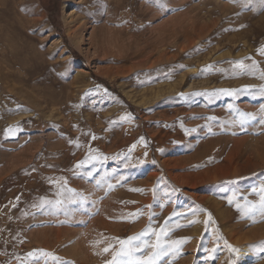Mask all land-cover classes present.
<instances>
[{
	"label": "rangeland",
	"instance_id": "374dc122",
	"mask_svg": "<svg viewBox=\"0 0 264 264\" xmlns=\"http://www.w3.org/2000/svg\"><path fill=\"white\" fill-rule=\"evenodd\" d=\"M261 46L259 4L0 0V264H105L113 238L161 228L184 242L158 264H264V218L235 206L264 185Z\"/></svg>",
	"mask_w": 264,
	"mask_h": 264
},
{
	"label": "snow or ice",
	"instance_id": "6c2138e0",
	"mask_svg": "<svg viewBox=\"0 0 264 264\" xmlns=\"http://www.w3.org/2000/svg\"><path fill=\"white\" fill-rule=\"evenodd\" d=\"M152 2L158 7V8H166V0H152ZM231 3H239L242 7H248L251 8L253 4H259L262 9H264V0H230ZM43 47V45L41 46ZM258 53L262 56H264V46H261L259 49H257ZM245 59H250V57H246ZM233 65V74H248V75H255L257 71L259 70L257 67L256 61H252L251 64H245L243 60H238L235 62H230ZM213 65L209 64L205 68L201 69V72H209L213 70ZM239 70V73L236 70ZM259 78L261 80H264V72H260ZM240 90L237 89H218L216 90V93L223 94L226 96H233L236 95L237 92ZM202 93H193V95H201ZM207 95H212L209 93H203ZM251 94V93H250ZM260 96H264V86H261L259 92L257 93ZM261 112L264 113V107L261 108ZM251 118L255 119V117L252 114H248ZM121 120L124 119H130L129 115L122 116L120 118ZM209 119H214L210 117ZM241 124L244 123V121H240ZM261 123H264V117L261 119ZM17 129L13 128L12 126H9L7 129H5V136H11L15 134V131ZM189 131V130H185ZM190 131H195V129H192ZM211 131V129H209ZM92 139H96L95 136L92 137ZM141 142H143V137L140 138ZM69 143H73V141H69ZM79 146V145H77ZM134 147V146H133ZM90 151H95L93 149H90ZM162 151V150H161ZM147 155V153H145ZM99 157L92 156L90 157L89 161L87 163H90L93 160H98ZM104 159H108V157H105ZM86 162L81 161L79 162L76 167L80 168L84 166ZM87 175L90 177L92 175L91 172H88ZM122 179V178H121ZM97 185H100L101 180L96 181ZM109 188L112 187L111 184L108 185ZM68 191H73L69 189ZM132 191H140L139 189H132ZM261 195L260 199L256 203H248L245 202L243 205L237 203L236 209L240 213L242 218H248L252 219L253 222L255 221V217L264 218V185L261 186L260 189ZM61 200H56L55 204L53 205L52 201L45 200L44 198H41L39 204L33 205L37 208H44L45 205H53L55 208H59L62 205ZM70 203H77V201L72 200ZM80 203H83V201H80ZM228 203H233V198H228ZM136 215V214H131ZM211 219V216L209 215V220ZM194 221H190V223H193ZM179 227V225H177ZM150 230H145L140 235L136 236H129L126 239H119V238H113L116 239L120 245L119 249L112 252V259L105 262V264H158V262L166 256L169 255H177L179 254V246L184 242V240H172V241H166L164 243L161 242L162 237H165L168 235V232L165 231L164 228H161L159 231H154L153 234L156 236V242L152 244H148L146 241H141V236H146L149 234ZM186 239V238H185ZM136 241H140V243H134ZM96 243H101V241H97ZM227 245V242H225ZM264 244V242H262ZM230 251H239L238 249H232L230 245H227ZM113 245L109 244L107 247H104L102 249V252H109L110 249H112ZM145 248H151L152 251L148 253L146 257L133 259L135 252H143ZM40 255L44 257H51L52 260L57 261V264H59L58 258L55 257L52 253L45 252L43 250H39ZM214 251V250H213ZM31 257H34L38 259V257H35V252L28 254ZM211 258V257H209Z\"/></svg>",
	"mask_w": 264,
	"mask_h": 264
},
{
	"label": "bare ground",
	"instance_id": "6f19581e",
	"mask_svg": "<svg viewBox=\"0 0 264 264\" xmlns=\"http://www.w3.org/2000/svg\"><path fill=\"white\" fill-rule=\"evenodd\" d=\"M184 79V78H183ZM181 80V79H180ZM180 84V83H179ZM202 85V84H201ZM173 89V88H172ZM189 89V88H188ZM172 91V90H171ZM170 92V91H169ZM156 93V92H155ZM160 95V94H159ZM164 96V95H163ZM156 97V96H155ZM160 97V96H159ZM158 97V98H159ZM154 98V97H153ZM75 169V168H74ZM73 170V169H72ZM241 173V172H240ZM243 173V172H242ZM216 209V208H215ZM217 212H218V210H217ZM222 213V212H221ZM217 214V213H216ZM224 214V216H225V213H223ZM221 215V214H220ZM148 216V215H147ZM223 221V220H222ZM220 222H221V220H220ZM101 223H103V222H101ZM223 223H226V222H224L223 221ZM105 225V224H104ZM112 226V225H111ZM238 227V226H237ZM121 228V227H120ZM106 229V228H105ZM117 229H118V227H117ZM237 229H239V227L237 228ZM241 229V228H240ZM107 230V229H106ZM110 230V229H109ZM113 230H115V229H113ZM108 231V230H107ZM112 231V230H111ZM111 231H109L110 232V234H111ZM239 231V230H238ZM108 232V233H109ZM115 232V231H114ZM132 232V231H131ZM116 233V232H115ZM122 233H123V235H125V233H124V231H122ZM232 233H235V232H232ZM116 234H118V233H116ZM228 234V233H227ZM114 235V234H113ZM120 235V234H119ZM127 235V234H126ZM259 235H261V234H259ZM229 236V235H228ZM231 236H233V235H231ZM230 236V237H231ZM245 236V235H244ZM255 236V235H254ZM262 236V235H261ZM124 237V236H123ZM255 237H257V236H255ZM254 237V238H255ZM260 237V236H259ZM243 239V238H242ZM244 240V239H243ZM260 240V239H259ZM253 241V240H252ZM260 241H262V240H260ZM256 242V241H255ZM262 242H264V240L262 241ZM234 243V242H233ZM244 243V242H243ZM247 243V242H246ZM245 243V244H246ZM261 243V242H260ZM247 246V245H246ZM246 246H243V244H242V248H241V250H239V251H241V253H242V255H240V256H242L241 258L242 259H245L247 256H248V250H247V248H246ZM235 247V246H234ZM240 253V254H241Z\"/></svg>",
	"mask_w": 264,
	"mask_h": 264
},
{
	"label": "trees",
	"instance_id": "16d2710c",
	"mask_svg": "<svg viewBox=\"0 0 264 264\" xmlns=\"http://www.w3.org/2000/svg\"><path fill=\"white\" fill-rule=\"evenodd\" d=\"M49 7H45L44 6V9H45V11L47 12V13H50L51 11L48 9ZM99 83H101V84H104L105 85V83L102 81V80H97ZM113 93H115L117 96H119L120 97V99H122L123 101H124V99H123V97L122 96H120L119 94H117V92L115 91V90H113ZM130 108L132 109V107L130 106Z\"/></svg>",
	"mask_w": 264,
	"mask_h": 264
}]
</instances>
